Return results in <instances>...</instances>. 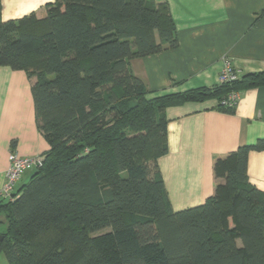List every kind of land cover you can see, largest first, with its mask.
I'll return each mask as SVG.
<instances>
[{
    "label": "trees",
    "instance_id": "obj_1",
    "mask_svg": "<svg viewBox=\"0 0 264 264\" xmlns=\"http://www.w3.org/2000/svg\"><path fill=\"white\" fill-rule=\"evenodd\" d=\"M176 46L169 9L153 0H55L40 18L0 20V66L31 79L48 144L0 201L7 264H264V194L246 169L264 139L217 158L212 195L179 211L157 164L168 107L213 100L232 113L230 95L264 86V71L153 95L130 61Z\"/></svg>",
    "mask_w": 264,
    "mask_h": 264
},
{
    "label": "crops",
    "instance_id": "obj_2",
    "mask_svg": "<svg viewBox=\"0 0 264 264\" xmlns=\"http://www.w3.org/2000/svg\"><path fill=\"white\" fill-rule=\"evenodd\" d=\"M54 1L0 0V20L30 13L40 18ZM153 1L167 5L177 38L174 49L130 61L153 95L217 85L226 61L238 77L264 71V0ZM31 82L24 71L0 66V186L11 153L34 159L48 149L37 126ZM214 105L213 100L188 102L165 111L167 153L157 164L174 211L212 195L217 158L264 139V86L240 91L232 113ZM246 169L249 182L264 194V149L249 152ZM31 173H23L15 191Z\"/></svg>",
    "mask_w": 264,
    "mask_h": 264
},
{
    "label": "built area",
    "instance_id": "obj_3",
    "mask_svg": "<svg viewBox=\"0 0 264 264\" xmlns=\"http://www.w3.org/2000/svg\"><path fill=\"white\" fill-rule=\"evenodd\" d=\"M238 74L231 64L226 61L222 68L218 83H225L236 80ZM238 100V93H232L229 97V106H233ZM41 162L40 158H25L19 157L15 153L9 155V166L5 174V182L0 186V201H12L14 199L13 193L15 191V185L21 178L24 172L30 171Z\"/></svg>",
    "mask_w": 264,
    "mask_h": 264
},
{
    "label": "rangeland",
    "instance_id": "obj_4",
    "mask_svg": "<svg viewBox=\"0 0 264 264\" xmlns=\"http://www.w3.org/2000/svg\"><path fill=\"white\" fill-rule=\"evenodd\" d=\"M5 231H6L5 217H4V214H0V232H5ZM0 264H7L5 258L3 257L2 254L0 255Z\"/></svg>",
    "mask_w": 264,
    "mask_h": 264
},
{
    "label": "water",
    "instance_id": "obj_5",
    "mask_svg": "<svg viewBox=\"0 0 264 264\" xmlns=\"http://www.w3.org/2000/svg\"><path fill=\"white\" fill-rule=\"evenodd\" d=\"M1 237H2V236H0V241H1V239H2Z\"/></svg>",
    "mask_w": 264,
    "mask_h": 264
}]
</instances>
